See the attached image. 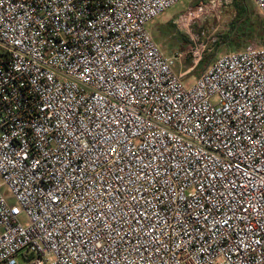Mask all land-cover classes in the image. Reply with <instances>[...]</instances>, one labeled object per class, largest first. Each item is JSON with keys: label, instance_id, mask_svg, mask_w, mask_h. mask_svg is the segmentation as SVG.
Masks as SVG:
<instances>
[{"label": "built area", "instance_id": "1", "mask_svg": "<svg viewBox=\"0 0 264 264\" xmlns=\"http://www.w3.org/2000/svg\"><path fill=\"white\" fill-rule=\"evenodd\" d=\"M182 1L0 0V264H264V46L187 84Z\"/></svg>", "mask_w": 264, "mask_h": 264}, {"label": "rangeland", "instance_id": "2", "mask_svg": "<svg viewBox=\"0 0 264 264\" xmlns=\"http://www.w3.org/2000/svg\"><path fill=\"white\" fill-rule=\"evenodd\" d=\"M248 2L255 11L253 16L264 20L254 2ZM238 3L239 0H183L148 25L165 56L183 54V58L175 63V71L186 73L183 79L187 84H191L205 70L201 64L204 58L213 63L226 53L240 51L248 46H264L263 41L252 38L232 44L222 42L239 16ZM190 10L193 13L188 15ZM198 49L201 50V61L195 65L193 53Z\"/></svg>", "mask_w": 264, "mask_h": 264}, {"label": "trees", "instance_id": "3", "mask_svg": "<svg viewBox=\"0 0 264 264\" xmlns=\"http://www.w3.org/2000/svg\"><path fill=\"white\" fill-rule=\"evenodd\" d=\"M238 7L239 16L232 25L230 32L222 38V42L232 44L246 38L258 39L264 42V20L257 15L253 16L255 11L248 0H239ZM210 63L206 58L201 61L204 69L210 66Z\"/></svg>", "mask_w": 264, "mask_h": 264}]
</instances>
